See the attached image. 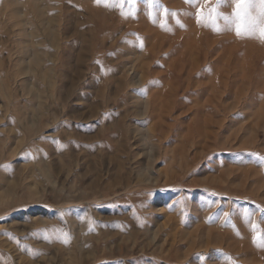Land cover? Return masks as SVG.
<instances>
[{"label": "rangeland", "instance_id": "1", "mask_svg": "<svg viewBox=\"0 0 264 264\" xmlns=\"http://www.w3.org/2000/svg\"><path fill=\"white\" fill-rule=\"evenodd\" d=\"M216 7L0 0V264H264V41Z\"/></svg>", "mask_w": 264, "mask_h": 264}, {"label": "snow or ice", "instance_id": "2", "mask_svg": "<svg viewBox=\"0 0 264 264\" xmlns=\"http://www.w3.org/2000/svg\"><path fill=\"white\" fill-rule=\"evenodd\" d=\"M100 2L101 0H97V3ZM189 2H192V0H189ZM224 2L225 0H217V7L209 9L205 17L207 20L212 21L217 31L224 30L216 23L219 16H223L226 21L230 19L226 14H222L217 11L219 6ZM234 3L236 8V17L246 21V23L243 24H236V34L241 37L256 36L264 41V0H234ZM257 8L259 11L254 16L253 12ZM213 13H216V15L214 16ZM253 229L254 231H260L262 238L259 240V245L264 247V229H258V226L256 225H253Z\"/></svg>", "mask_w": 264, "mask_h": 264}, {"label": "bare ground", "instance_id": "3", "mask_svg": "<svg viewBox=\"0 0 264 264\" xmlns=\"http://www.w3.org/2000/svg\"><path fill=\"white\" fill-rule=\"evenodd\" d=\"M136 82H137V80H136ZM144 110H146V106H145ZM148 153H149V156L152 157V154H151L152 153V150H150ZM145 181H151V178L148 176V177L145 178Z\"/></svg>", "mask_w": 264, "mask_h": 264}]
</instances>
